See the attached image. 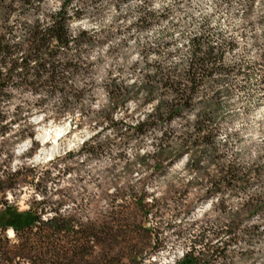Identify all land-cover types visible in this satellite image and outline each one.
<instances>
[{"label":"trees","instance_id":"obj_1","mask_svg":"<svg viewBox=\"0 0 264 264\" xmlns=\"http://www.w3.org/2000/svg\"><path fill=\"white\" fill-rule=\"evenodd\" d=\"M53 2L0 0V137L11 132L12 125L21 123L24 119L22 112L32 107L48 111L61 105L67 108L73 102L86 99L96 83L98 60L93 59V52L106 46L110 54L115 51L108 43L112 27L96 25L74 29L72 23L86 19L97 24V20L103 17L105 6L117 9L122 3L137 0ZM135 9L137 19L133 25L138 28L152 26L166 17L169 11L165 9L157 17L146 7L139 9L136 5ZM14 14L16 18L12 20ZM193 35L192 39L189 38L191 44H188L185 64L174 69H167L159 63L147 64L146 68L155 67L156 71L154 75H146L141 86L127 88L114 80L109 85L112 101L117 107L136 97L140 91L147 93L146 102L159 99V104L147 120L135 125L113 121L111 114L116 107L101 113L97 119L101 123L106 120L108 126L114 125L115 134L126 142L131 138L141 140L148 135L155 137L158 141V144H154L157 152L154 155L149 153L151 156H139L142 162L152 160L151 172L160 169L169 147L175 148L179 153L178 158L185 152L193 156V148H199V155L192 157L190 162L200 176L195 182L204 189V198L221 194L217 207L223 214L226 210L223 190L228 186L243 190L254 182L264 187V171L260 168L241 169V163L224 148L228 139L223 142L219 139L223 127L218 101L220 93L226 90L216 89L210 84L211 81L215 82L212 78L215 74L225 76L233 69L224 61L226 43L214 44L209 34L205 33ZM161 45H147L143 55L155 53L160 56ZM222 80L218 77L216 82ZM260 82L264 86V72ZM189 113H192V117H189ZM9 115L13 119L10 123H4ZM158 133L162 135L158 136ZM24 135L32 133H27L22 126L13 137ZM3 140L0 141V156H7V159L0 160V257L8 264H80L82 247H93L99 243L100 226L90 219L82 222L72 215H53L44 220L41 212L34 208L20 211L12 202H8L6 190L14 191L25 181L21 177V169L15 173L10 171L12 156L7 151L10 144L6 145ZM99 147L86 144L84 148L92 155L95 154L94 148ZM195 182L186 185L189 187ZM181 191L175 190L179 193L178 198H181ZM125 195L127 199H123ZM147 195L143 186L130 184L128 193L118 192L117 197L123 202H118L117 206L121 208L131 203L144 216L161 215L167 198L159 197L146 203ZM258 206L263 210L261 218L264 226V191ZM175 207L177 211L172 215L174 217L181 213L180 208ZM241 221L237 214L229 221L221 218V215L216 216L215 226L200 222L196 233L187 240L189 245L184 258L175 264H213L217 259L222 264L226 258L224 252L232 238L230 235L240 229ZM8 228L20 238L18 242L10 243L5 234ZM156 229L154 226L145 227L151 240L157 239ZM69 234L75 235V238L68 240ZM228 235L230 239L222 238ZM21 236L25 239L21 240Z\"/></svg>","mask_w":264,"mask_h":264},{"label":"rangeland","instance_id":"obj_2","mask_svg":"<svg viewBox=\"0 0 264 264\" xmlns=\"http://www.w3.org/2000/svg\"><path fill=\"white\" fill-rule=\"evenodd\" d=\"M51 1L54 3L53 1L55 0ZM136 5L137 2L129 4L122 3L117 9L105 6L103 17L97 20V24L87 21L86 19L77 20L72 23V28L74 29L79 27L82 28V26L92 27L96 25L105 28L112 27V36L108 43L110 46L114 47L115 51L110 54L109 51L105 52L106 47H101L93 52V55L96 57L95 59L98 60L95 78L100 75L101 69H103L104 64L107 63L108 60L115 59L119 55L124 54V49L128 46L131 39H138L141 34L152 31L161 21L168 20L169 16L173 14L169 9L166 17L147 28H138L133 24L126 27L127 19L131 15L132 10L136 8ZM118 15L121 17L117 18ZM121 20H124L125 23H120ZM260 22L264 24V20ZM133 28H136V33L129 34ZM204 28L205 25H201V30ZM210 31L211 30H209V32ZM204 33L208 34V31L203 30V34ZM168 35L172 34L168 33ZM241 35L245 39L243 43L236 36H226L224 33L219 34V41H216L215 35H209L210 40L214 42V44L219 45L224 44V42L226 43L224 61L233 68L225 76L219 74L212 76L215 82L218 77L223 78V80L216 83L211 81L210 84L216 89L226 90L220 93L218 101L220 105V123L223 127L219 139L222 142L228 139L224 148L227 149L230 156L232 154V158L235 157V159L241 163V169L252 170L260 168L264 171V155L253 157L252 150L256 142L253 141L252 144L248 143V141L251 140L248 133L252 131V122L260 109L264 108V86L260 82L261 74L264 72V55H262V53H264V45L256 43L253 44L252 47H249L246 42V33H242ZM144 39L147 40L148 36L144 35ZM182 39H184L183 35L181 37V40ZM253 39L256 38L253 37ZM117 41H119V43H117ZM166 42L167 44H165ZM160 43L162 44L160 51V57L162 59L171 60L174 56H179L182 53L184 56L188 57V52H184V49L176 47L180 43L179 40H167L162 37L161 39L155 40L154 45H159ZM148 45L153 46L152 43ZM173 48H175V51H172ZM184 48L188 49V44H185ZM253 48L258 50L255 54H253ZM168 54H170L169 57H167ZM134 67H138V65ZM136 97H139V94L136 95ZM145 103L148 102L145 101ZM189 117H192V113H189ZM113 126L109 127L114 129L115 126ZM23 128L27 133L31 132L29 127L23 126ZM105 131H107V128ZM151 138L152 137L149 135L143 137L139 140V144L141 146H148L146 141ZM14 139L15 136H12L10 139H4L3 141L6 145H9L11 140ZM1 140L2 139H0V141ZM94 140L98 141V137L94 138ZM116 140L119 141V146H125L130 141L136 139L131 138L126 142L122 137L116 135ZM112 143H115V141H109L107 143L97 142L95 145H100V147L94 148L95 154L90 155V157L99 158ZM85 149L86 148L82 149V152H85ZM199 151V148L194 147L192 150V157L196 158L199 155ZM110 154L111 153H109V155ZM30 155H34V151L31 148L25 152L21 158ZM165 155L166 158H164L163 164L160 166V169L155 172H151L153 165L152 160L148 159L142 162L139 156L136 157L137 163L142 166L141 169H137L141 172V175H143L144 171L150 174L144 180L140 181L138 187L143 186V184L147 183L152 177H156L154 183L161 184L162 181L160 176L166 171H170V169H167V167L170 166L169 162L178 163V159L183 154L178 158L179 153L175 151V148L169 147ZM119 162L123 172L113 176L111 170H109L108 175L99 178L102 183L98 181L93 184L92 177L85 178L83 174L80 173L83 164L74 159L73 153H68L64 161L59 162L65 164V167L63 169H59L58 165L54 167H57V170L60 171L63 176H68L70 173H77V182L75 184L70 183L68 187H58L56 191L50 193L48 184L50 182L58 183L60 177L54 178L51 170H47L40 176L39 181H37L36 170L30 167H24L21 169V177L25 182H22L18 188L32 186L38 193L44 196V199L39 201L34 197L31 200L25 201L28 208L32 207L38 210L41 212L42 217L49 213H54V215H72L82 222L90 219L100 226L101 236L99 243L97 242L93 247L86 245L82 247V262L80 264H144L145 260L149 259L152 255H160L161 253H168L169 257L175 255L177 257L176 261L179 260L181 258L179 252L183 251L185 253L188 249L189 242L187 240L192 234L196 233L200 222L178 223L177 220L181 216H189L197 200L207 199L204 198L203 195L205 193L204 189L199 188L196 182L189 187L183 183H178L176 185L169 184L165 193L160 196L167 199L163 206L162 213L159 216H153L151 214L144 216L131 203L118 208L117 203L123 202V199H127V195H125L123 199L118 198V192L120 191L123 194L128 193V186L130 184H135L132 179L133 165L125 160L123 152L119 153ZM113 167H115V165H113ZM188 168L193 170L190 163ZM113 187L116 188L114 193L109 190ZM17 189L13 191L14 195ZM178 189L182 190L181 198H178L179 193L175 192V190ZM263 191L264 187L255 182L249 184L243 190L232 186H228L223 190V198H228L224 201L226 210L222 214L219 212L218 207H216V216L221 215V218L229 221L238 214L242 221L240 229L235 234L230 235L232 238L224 252L226 258L225 262L222 264H264V231H261L263 210L258 206ZM21 195H23V193H21ZM173 195H175V197H173ZM171 197H173V199H170ZM232 199H240L241 201L235 205ZM9 202H12L18 209L21 208L18 200L14 199ZM69 205H71L70 208L67 207ZM175 205L181 210V213L176 217L172 216L174 212L177 211ZM234 206L237 208V211H230L229 208ZM62 209L65 210L62 211ZM254 219L256 223L252 224L250 227L246 226V222ZM150 226L157 228V239L154 238L151 240L148 234L149 232L145 230V227ZM74 238L75 235H68V240ZM22 239H25V237L21 236V240ZM18 240H20V238L16 236L15 241L10 240V243H16ZM254 241L259 248L257 257L255 251L249 247ZM163 258L167 257H162V259ZM220 261V259H217L213 264H220ZM0 264L8 263H4L0 257Z\"/></svg>","mask_w":264,"mask_h":264},{"label":"clouds","instance_id":"obj_3","mask_svg":"<svg viewBox=\"0 0 264 264\" xmlns=\"http://www.w3.org/2000/svg\"><path fill=\"white\" fill-rule=\"evenodd\" d=\"M137 5L139 9L146 7L157 17L163 14L165 9H170L173 14L169 16L168 20L161 21L152 31L141 34L138 37L139 43L137 38L131 39L124 49V54L108 60L101 69L100 75L96 77V83L92 86V91L86 99L79 103L73 102L67 108L61 105L48 111H42L35 107L23 111V121L12 125V131L4 137H0V139H10L22 126L29 127L32 133V135L17 136L11 140L7 149L12 156L9 162L11 172L15 173L24 167H30L36 170V179L39 181L40 176L45 171L51 170L54 178L60 177L58 183L50 182L48 184L51 193L56 191L58 187H68L70 183L75 184L77 182V173L63 176L57 167H54L58 165L59 169H63L65 164L59 162L64 161L68 153H73L74 159L83 164L80 173L85 178L92 177V183L95 184L98 181L102 183L99 178L108 175L109 170L113 176L123 172L119 162V153L123 152L125 160L133 165L132 179L139 186L140 181L150 174L144 171L141 175L137 169H141L142 166L137 163L136 157L154 155L157 152V147H154V144H158V141L153 137L146 141L148 146H141L139 140H132L125 146H119V141L116 140V130L110 128L106 120L101 123L97 117L111 107H116V111L111 114L113 121H124L125 124L135 125L147 120L148 115L155 111L159 99L145 103L147 93L140 91L139 97L129 99L124 105L117 107L112 101L109 90L111 82L114 80L117 84L127 88L139 87L143 84L146 75L155 74V67L146 68L147 64L159 63L167 69H174L185 63L187 57L183 53L174 56L171 60L162 59L155 53L142 55L149 43L154 46L155 40L162 37L167 40H179L180 43L176 47L184 49V52H188L184 46L191 44L189 38L194 37L193 33L199 32L201 35L203 30H207L209 35H215L216 41H219V34L224 33L226 36H236L243 43L245 39L241 34L246 33V42L249 47L256 43L264 45V24L260 22L264 20V0H148L147 4L145 0H137ZM15 18L14 14L12 20ZM136 19L137 11L133 9L127 19L126 27L133 24ZM120 23L124 24L125 21L121 20ZM201 25H205L203 30H201ZM209 30L211 31L209 32ZM135 33L136 28H133L129 34ZM168 33L172 35H168ZM144 35L148 36L147 40L144 39ZM182 35L184 39L181 40ZM107 51L108 47L106 46L105 52ZM172 51H175V48ZM252 51L255 54L258 50L253 48ZM135 65L138 67L134 68ZM14 110L15 106H13ZM12 119L13 116L9 115L8 120L4 123H10ZM106 128L107 131H105ZM160 135L162 133H158V136ZM248 136L251 137V140L248 141L249 144H252L253 141L256 142L252 156L264 155V108L260 109L253 120L252 131L248 133ZM96 137H98V141L94 140ZM109 141H115V143H112L99 158L90 157L89 153L82 152L86 144L93 146L97 142L107 143ZM30 148L33 149L34 155L21 158ZM109 153L111 154L109 155ZM3 159H7V156H0V160ZM191 160L192 154L185 152L178 159V163L169 162L170 166L167 169L170 171H166L160 176L161 184L154 183L156 177H152L147 183H144L143 190L148 194L145 197L146 203H151L162 196L169 184H187L198 181L200 179L198 173L188 168ZM201 163L203 164L204 161ZM109 190L114 193L116 188L113 187ZM33 197L37 201L44 199V196L32 186L18 188L15 195L12 189L6 190V199L8 202L14 199L18 200L21 205L20 211L28 208L25 201L31 200ZM224 199L227 200L228 198L225 197ZM220 200L221 194L219 193L207 199L197 200L192 207L191 214L187 217H179L177 222L196 223L199 221L215 226L216 207ZM232 200L235 205L241 201L240 199ZM67 207L70 208L71 205ZM64 210L62 209V211ZM229 210L235 212L237 208L234 206ZM51 215L54 213H49L42 218L47 220ZM254 223H256L255 219L246 222V226L250 227ZM261 231H264V226H261ZM5 234L9 240L15 241L16 233L11 228L7 229ZM227 238L230 239V237ZM249 247L255 251L257 257L259 248L255 241ZM179 256L184 258L185 253L181 251ZM162 257L167 258L162 259ZM176 259L175 255L169 257L168 253H161L160 255H152L145 260L144 264H175Z\"/></svg>","mask_w":264,"mask_h":264}]
</instances>
